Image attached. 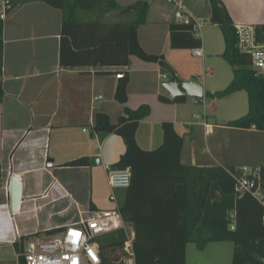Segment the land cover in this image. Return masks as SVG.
Here are the masks:
<instances>
[{"label":"crops","instance_id":"crops-1","mask_svg":"<svg viewBox=\"0 0 264 264\" xmlns=\"http://www.w3.org/2000/svg\"><path fill=\"white\" fill-rule=\"evenodd\" d=\"M138 1L141 0H128L125 6L118 3L127 7ZM144 1L149 3L150 10L146 24L139 29V39L147 52L164 55L166 61L169 49L193 50L171 46L170 26L176 24V9L172 2ZM222 1L236 26L264 25V0ZM14 2L17 4L15 9L5 19L4 67L0 77L5 92L0 103V242L12 244L15 237L51 236L48 232L61 231L88 218L91 212L113 210L116 204L110 200L112 194L116 196L118 206L124 205L127 190H112L105 167L113 168L118 163L125 152V143L116 133L94 130L96 115L100 113L108 115L111 122L117 124L126 107L136 109L149 105L152 112L140 122L138 144L144 150L158 148L163 142L162 123L172 122L186 140L182 159L185 165L264 166V161H260L263 132L254 128L237 130L227 123L209 122L210 117L215 118L214 114H222L216 107L217 98L205 97L203 101H197L186 97L181 103L162 102L160 96L173 100L163 87L171 76L160 64L132 57L130 66L125 69L130 80L129 100L122 105L115 100L117 75L98 73L119 69H67L61 66L60 10L44 0ZM185 4L192 16L204 23V30L207 22L211 23L209 0H185ZM211 25L213 29L217 26ZM199 49L203 50L204 56H193L204 61L208 46L203 40ZM169 67L181 80L203 85L205 94L224 90L232 81L223 69H209V80L221 72L218 82L206 80L201 83L196 79L198 73L184 77L174 63ZM234 101L227 100L226 103L233 104ZM230 114H241V111L234 110ZM196 116L206 117L208 124L215 127L214 133L206 135L205 128L199 124L203 120H197ZM233 133L251 135L249 137L256 143L247 147L234 141ZM205 139L207 144L203 145L201 141ZM82 158H89L90 164L72 166L74 161ZM93 158L99 159L98 165L92 164ZM47 161L55 168H45ZM12 170L23 182L25 198L14 215L10 213L8 194Z\"/></svg>","mask_w":264,"mask_h":264},{"label":"trees","instance_id":"trees-1","mask_svg":"<svg viewBox=\"0 0 264 264\" xmlns=\"http://www.w3.org/2000/svg\"><path fill=\"white\" fill-rule=\"evenodd\" d=\"M44 1L62 13L61 66L67 69H119L98 73L122 75L115 91V100L120 104L126 105L129 100L130 80L125 69L130 66L132 57L160 64L165 73L175 75L164 55L149 53L140 43L139 29L146 24L150 10L147 1L141 0L127 7L120 6L117 0ZM209 2L210 21L223 35L225 48L221 57L232 67L233 79L224 90L206 93L205 97L219 100L246 91L247 114L228 122L227 126L237 130L254 128L264 133V75H256L251 56L239 49L237 26L223 1ZM16 5L12 0L9 14ZM255 27L257 42L264 43V25ZM4 28L5 19L0 18V77L4 67ZM170 30L173 49L202 47V39L197 38L190 27L173 24ZM4 97L0 81V103ZM160 100L181 103L185 97L171 100L160 96ZM151 112L149 105L136 109L126 107L117 124H113L108 115L100 113L96 115L94 126L95 131L118 134L125 143V152L113 168H132L131 184L120 213L135 231L136 261L139 264H187L189 244L205 249L211 243L232 242L235 246L232 264H264V205L251 193H235L236 180L229 171L234 172L238 167L183 164L186 140L172 122L162 123V144L154 150H144L138 144L137 133L140 122ZM89 164V158H82L74 161L72 166ZM259 169L264 186V166ZM26 239L22 237L15 243L17 251ZM125 241L124 230L96 239L103 264L120 262Z\"/></svg>","mask_w":264,"mask_h":264},{"label":"built area","instance_id":"built-area-1","mask_svg":"<svg viewBox=\"0 0 264 264\" xmlns=\"http://www.w3.org/2000/svg\"><path fill=\"white\" fill-rule=\"evenodd\" d=\"M170 1L176 9L175 23L190 27L197 38H202L204 23L192 16L186 7L185 0ZM10 10H12V0H0V18L6 19ZM237 35L238 47L251 56L256 75H264V43L257 42L256 27L237 26ZM194 54L197 57L204 56L202 49L195 50ZM117 77L121 78L122 75ZM163 78L167 80V76ZM196 119L203 120L199 124L205 128L206 135L214 133L215 127L208 124L206 117L196 116ZM45 168L52 169L55 166L47 161ZM105 170L112 190H127L130 187L131 167L116 170L106 166ZM229 174L236 180V194L251 193L264 205L262 171L259 168L238 167L234 172L229 171ZM110 200L116 204L113 210L91 212L88 218L68 225L51 236L28 237L17 252L16 264H21V260H24V264H103L96 239L116 230H124L126 233L123 256L117 264H139L134 251L135 231L123 220L114 194L111 195ZM231 217L234 219V213ZM20 241L21 237H15L10 243L15 244Z\"/></svg>","mask_w":264,"mask_h":264},{"label":"rangeland","instance_id":"rangeland-1","mask_svg":"<svg viewBox=\"0 0 264 264\" xmlns=\"http://www.w3.org/2000/svg\"><path fill=\"white\" fill-rule=\"evenodd\" d=\"M118 1L122 6H125L128 3V0ZM118 19L119 18H117V20ZM202 40L203 43L208 46V53L206 54V58L204 61L193 56L195 50L173 51L172 49H169V56L167 55L166 63H170V65L171 63H174L178 67V71H180L181 75L184 77H189L190 73H198L196 79H200L201 83H206V80L209 83L218 82V79L221 77V72L220 75H215V79L209 80V77H207L209 74V69L211 68H216L220 71L223 69L233 79L232 67L226 62L223 57L219 55L221 54V52H223L225 47L221 29L218 26L213 29V25H211L210 22H207V27L203 30ZM171 52H173V55ZM170 65L168 64V66ZM198 76L200 77L198 78ZM226 98L221 99L225 100L223 101L224 103H222L220 99L217 100V110L222 114H214L215 118L210 117L209 122L215 123L217 121V123H228L230 121L237 120L247 114L249 109V101L246 91H240L236 95H231ZM192 100L194 102V99ZM227 100L235 101L233 104H227ZM234 110L241 111V114H230V112H234ZM232 136L234 137V141H238L246 145L247 147H250V144L256 143L253 137H249L251 135L233 133ZM201 142L203 145H206L207 139L202 140ZM205 147L206 146H204V148ZM261 148L263 150V153L260 161H264V141L261 144ZM77 220L78 218H76L75 221ZM234 247L235 246L232 242L211 243L206 246L205 249H200L193 243L189 244L187 247V264H232ZM16 255L17 252L14 245L0 242V264H16Z\"/></svg>","mask_w":264,"mask_h":264},{"label":"water","instance_id":"water-1","mask_svg":"<svg viewBox=\"0 0 264 264\" xmlns=\"http://www.w3.org/2000/svg\"><path fill=\"white\" fill-rule=\"evenodd\" d=\"M163 87L171 94L172 99L178 97H193L196 99H204L205 92L203 85L192 82L181 80L177 75L171 76V78L163 83ZM94 166L99 164L98 158L92 159ZM23 182L11 171L8 184L9 194V207L11 215L19 212L21 203L25 200L23 197Z\"/></svg>","mask_w":264,"mask_h":264}]
</instances>
